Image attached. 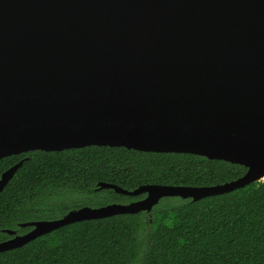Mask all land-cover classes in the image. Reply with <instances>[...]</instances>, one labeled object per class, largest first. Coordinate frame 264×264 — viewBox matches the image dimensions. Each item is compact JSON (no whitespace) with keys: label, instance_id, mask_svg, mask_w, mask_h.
Returning <instances> with one entry per match:
<instances>
[{"label":"water","instance_id":"95a60500","mask_svg":"<svg viewBox=\"0 0 264 264\" xmlns=\"http://www.w3.org/2000/svg\"><path fill=\"white\" fill-rule=\"evenodd\" d=\"M118 146L247 167L212 185L98 188L144 197L4 229L0 252L73 222L151 212L264 179V0H0V159ZM27 158L0 177V193Z\"/></svg>","mask_w":264,"mask_h":264},{"label":"trees","instance_id":"16d2710c","mask_svg":"<svg viewBox=\"0 0 264 264\" xmlns=\"http://www.w3.org/2000/svg\"><path fill=\"white\" fill-rule=\"evenodd\" d=\"M23 157L0 193V241L10 237L4 229L32 228L22 222L146 195L98 188L99 181L127 189L148 183L212 185L247 170L198 154L91 145L7 156L0 159V177ZM0 264H264V179L197 201L164 197L151 212L66 224L0 252Z\"/></svg>","mask_w":264,"mask_h":264},{"label":"rangeland","instance_id":"374dc122","mask_svg":"<svg viewBox=\"0 0 264 264\" xmlns=\"http://www.w3.org/2000/svg\"><path fill=\"white\" fill-rule=\"evenodd\" d=\"M73 208H76V207H73ZM72 209V208H71ZM70 210V209H69ZM57 214H59V212H57V213H55V215H57ZM52 215V214H51ZM54 215V214H53ZM58 218V217H57ZM52 219H54V218H52Z\"/></svg>","mask_w":264,"mask_h":264},{"label":"flooded vegetation","instance_id":"af4514ba","mask_svg":"<svg viewBox=\"0 0 264 264\" xmlns=\"http://www.w3.org/2000/svg\"><path fill=\"white\" fill-rule=\"evenodd\" d=\"M28 152H29V151H28ZM23 153H26V152H23ZM19 154H22V153H19ZM23 158H27V157H23ZM23 158H21V159H23ZM21 159H20V160H21ZM25 161H26V160H25ZM25 161H24V162H25ZM18 233H19V232H18Z\"/></svg>","mask_w":264,"mask_h":264}]
</instances>
